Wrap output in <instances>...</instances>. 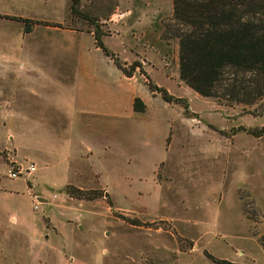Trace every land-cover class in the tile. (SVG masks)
<instances>
[{
	"label": "rangeland",
	"instance_id": "obj_1",
	"mask_svg": "<svg viewBox=\"0 0 264 264\" xmlns=\"http://www.w3.org/2000/svg\"><path fill=\"white\" fill-rule=\"evenodd\" d=\"M77 2L79 14L74 15L72 0H0V63L5 64L0 67L17 60L56 61L54 51L47 53L51 59L44 54L31 59L26 52L30 45L21 39L19 27L33 45L42 42L40 46L53 45L54 38L70 46L71 34H78L81 50H75L77 55L65 52L57 59L69 64L84 60L87 47L91 53L92 46L98 48V36L111 47L105 48L110 56L99 48L102 56L124 76H136L139 90L143 86L158 98L152 108L175 120L167 138L152 136L165 161L155 166L145 157L142 165L111 164L102 170L99 182L80 189L97 191L94 199H74L57 188H46L42 203L27 187L43 168L36 165L39 170L28 184L23 182L25 176L9 180L5 164L13 158L0 148V264H215L207 255L236 264H264L260 245L264 237V134L257 133L264 128V97L250 105L219 102L199 96L180 81L177 34L184 29L173 19L172 0ZM110 15H132L140 22L119 30L120 25L104 21ZM23 20L30 21L28 33ZM144 33L146 38L151 34L154 46L159 37L155 50L160 68L148 69V64L141 68L146 46L143 50L120 48L121 41L127 43ZM128 54L135 60L127 59ZM232 77L227 71L225 78ZM249 77H238L237 83L246 88ZM150 86L179 101H164ZM248 92H241L240 99L252 100ZM27 121L19 120L15 129L19 131V122ZM11 125V120L0 118V143L7 142ZM58 128L61 135L65 125L63 130ZM131 129L128 142L135 140L143 147L148 140L130 133ZM104 132L103 139L98 136L101 143L106 140ZM165 144H170L168 152H163Z\"/></svg>",
	"mask_w": 264,
	"mask_h": 264
},
{
	"label": "crops",
	"instance_id": "obj_2",
	"mask_svg": "<svg viewBox=\"0 0 264 264\" xmlns=\"http://www.w3.org/2000/svg\"><path fill=\"white\" fill-rule=\"evenodd\" d=\"M138 19L132 15H110L104 21L117 28L118 24L119 30L126 31L133 27V23H139ZM129 23L131 25L126 27ZM21 31L22 28L19 27L17 32L21 39L25 38L26 44L30 45L29 50L25 51L30 53L31 59L35 60L36 56L41 54L51 59L47 53L54 51L52 55L56 60L28 63L17 60L0 67V118H7L12 123L6 133L7 142L0 143V148L5 149L19 163L25 161L27 164H33L36 168L34 173L39 170L37 166L43 168L41 176L39 175L27 190L35 192L41 202L45 203L41 193L46 191V188L59 190L72 184L79 189L91 188V184L101 179L102 170L105 172V167L111 164L142 165L141 161L145 160V157L150 158L155 166L164 163L161 148L156 145L152 136H168L169 126L174 124L175 120L152 108L158 98L143 90V86L139 90L137 86L140 84L136 76H124L112 61L102 56L100 49L94 46L92 53L89 52V47L85 49L84 60L81 62H57L58 56L63 57L65 52L74 55L81 50L78 34H71L74 42L70 46H65L56 38L50 42L55 46H40L42 42H33V45L31 38ZM152 31L153 27L151 34ZM151 34L146 38L144 33L140 38L120 43V48H148L147 51L144 49L145 60L140 61L141 68L146 64L148 69L160 68L161 61L160 64L157 63L158 49L155 50L159 37L157 36L154 46ZM102 43L106 49L111 48L105 41ZM56 44L61 45L62 50L57 49ZM132 54L135 56L136 52L135 55ZM128 55L127 59L135 60ZM46 72L49 75H46ZM135 98H140L145 104L143 113H134L132 106ZM19 120L28 121L24 124L19 122L22 127L17 131L15 126ZM57 125L62 130L65 125L61 135V129ZM129 129L130 133H139L137 137L148 140L142 143L143 147L138 146L135 140L128 142ZM104 130L106 140L101 143L98 136L103 139ZM169 146L165 144L163 152H168ZM95 164L102 169H96L99 166L96 167ZM34 173L26 176L23 182L28 184L27 180ZM49 173L52 174L48 175ZM35 184L37 186H34Z\"/></svg>",
	"mask_w": 264,
	"mask_h": 264
},
{
	"label": "trees",
	"instance_id": "obj_3",
	"mask_svg": "<svg viewBox=\"0 0 264 264\" xmlns=\"http://www.w3.org/2000/svg\"><path fill=\"white\" fill-rule=\"evenodd\" d=\"M71 11L79 14L78 0H72ZM173 19L182 30L177 34L179 42V79L194 93L219 102L250 105L264 97V0H172ZM8 18V16H5ZM19 21V20H17ZM26 23L25 33L30 31ZM95 41L105 55H109L95 36ZM110 56V55H109ZM229 71L233 77L225 78ZM128 76L131 74L128 72ZM249 75L248 86L237 83L238 77ZM161 94L166 102H177L162 89L150 86ZM224 91L219 95V91ZM249 91L252 100L239 97ZM134 113L145 111L144 103L135 98ZM264 134V128L259 132ZM256 133V134H257ZM168 141V139L166 140ZM66 197L92 200L95 190H80L66 185L58 190ZM137 226V222H130ZM264 252V237L260 240ZM207 255V254H206ZM215 264H236L208 256Z\"/></svg>",
	"mask_w": 264,
	"mask_h": 264
},
{
	"label": "built area",
	"instance_id": "obj_4",
	"mask_svg": "<svg viewBox=\"0 0 264 264\" xmlns=\"http://www.w3.org/2000/svg\"><path fill=\"white\" fill-rule=\"evenodd\" d=\"M5 165H6V177L10 180L18 179L23 176L26 177L34 173L36 170L33 164H26V165L19 164L10 158H7ZM35 199L38 200L39 202L41 201L39 197H35ZM37 206L38 205H35L34 207L35 210H37Z\"/></svg>",
	"mask_w": 264,
	"mask_h": 264
}]
</instances>
